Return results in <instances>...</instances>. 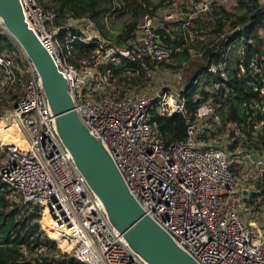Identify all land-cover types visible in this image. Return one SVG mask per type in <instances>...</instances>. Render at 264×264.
<instances>
[{"label":"built area","instance_id":"obj_1","mask_svg":"<svg viewBox=\"0 0 264 264\" xmlns=\"http://www.w3.org/2000/svg\"><path fill=\"white\" fill-rule=\"evenodd\" d=\"M19 1L28 25L67 80L75 111L112 156L146 214L199 264H264V213L261 226L247 218L250 211L244 201L257 194L250 195L252 186L239 187L234 176V168L243 165L245 181L256 184L264 178V144L259 152H238L230 140L219 143L222 133L253 129L257 135L264 128V119L256 121L251 116L264 111V55L261 60H241L243 51L238 48L235 53L237 45L232 37L205 35L203 24H195L196 18L207 14L210 4L218 0H190L187 12L160 10L165 20H185L180 27L172 25L185 41V46L176 47L163 44L160 20L150 14L143 17L127 45L120 47L102 38L92 20L70 19L55 27L56 16L45 10L47 0ZM0 31L15 41L1 17ZM221 38L227 43L219 44ZM210 39L214 43L208 46ZM94 40L97 48L91 54H77L76 44L89 46ZM214 45L219 61L199 73L189 89L195 101L204 98L203 92L209 96L191 112L180 84L182 68ZM184 47L191 57L179 68H172L177 85L166 83L152 92L141 86L121 87L117 92L105 88L112 86L113 71L122 63L146 69L144 60L149 59L156 65L147 70V79L161 69V63L173 64L174 55ZM235 55L238 58L233 60ZM128 71V76H136L141 70ZM241 77L246 80L248 94L257 98L241 105L250 118L247 124L231 121L225 125L229 101L235 94L228 82ZM15 95L19 100L2 119L5 126L16 125L14 132L23 144L0 136V151L5 154L0 161L1 181L30 212L39 215L41 229L62 253L76 261L150 264L111 224L104 204L76 167L59 137L41 79L20 46L0 55V101L9 102ZM153 112L165 118L183 115L186 138L166 144ZM204 138H213L217 144H204ZM255 200L258 202L252 205L264 202V195ZM46 221L63 233L62 243L48 233Z\"/></svg>","mask_w":264,"mask_h":264},{"label":"trees","instance_id":"obj_2","mask_svg":"<svg viewBox=\"0 0 264 264\" xmlns=\"http://www.w3.org/2000/svg\"><path fill=\"white\" fill-rule=\"evenodd\" d=\"M190 0H47L45 10L56 16L53 25L55 27L64 26L70 19L92 20L98 28L102 38L112 42L116 46L124 47L133 38L134 32L146 14L156 16L161 23L159 33L162 42L166 46L176 47L185 46L182 33L179 30H172V25L180 27L185 20L167 21L164 19L160 10L165 8L180 9L188 11ZM211 9L205 15L196 18L195 24L202 25L205 28V35H212L214 38L221 35L222 38H231L233 44L243 51L240 59L261 60L264 55V2L262 0H236V7L233 10H227L217 2L210 4ZM242 10L243 13H239ZM118 12L129 14L132 22L122 24L117 32L109 27L107 21L112 20ZM252 16L250 25L242 27ZM212 27V29H208ZM211 38V37H210ZM219 40L223 44L224 40ZM97 40L89 46L76 44V50L80 54H91L97 48ZM214 43L210 39L211 45ZM227 43V42H226ZM225 43V44H226ZM18 43L0 31V55L5 52L12 53L18 47ZM225 45H222L223 48ZM198 49V47L195 46ZM216 45L206 48L202 55L190 60L182 68L181 86L184 88V96L187 100V106L191 112L195 110L205 98L209 96L208 92H203V99L194 100V94L189 91L195 77L204 71L210 64L217 62L220 55L216 54ZM191 57L187 47L183 51L174 55L173 64H163V68H179L182 62L189 60ZM238 57L235 55L233 60ZM176 61L179 63L177 64ZM145 67L140 65L141 73L139 76H129L123 81L135 85H144L148 81L145 76L147 70H154L155 63L149 59L144 60ZM177 64V65H176ZM166 66V67H164ZM112 67V66H111ZM230 76H234L233 73ZM26 77V74H25ZM257 81L256 77L254 76ZM121 80V82H123ZM137 83V84H136ZM229 89H233L235 94L230 102V113L225 118V125L231 121L239 124H247L249 115L247 110L242 108L243 103H249L253 97L257 96L248 94L249 90L246 80L235 78L228 82ZM19 100V95H15L11 101H0V120L4 117L5 112L12 109L15 101ZM256 121L264 119V111L256 112L251 115ZM153 118L158 123L159 132L163 135L166 144L180 142L186 138V122L181 114L174 115L170 118L160 117L153 112ZM242 147L247 151H258L264 144V128L254 135L253 129L243 130ZM231 131V137L236 136ZM239 136H236L238 142ZM2 154L0 153V161ZM240 172V166L234 168V176ZM257 189H261L264 195V178L256 182ZM255 194H259L257 191ZM247 199V198H246ZM250 204L254 203L251 199ZM260 207V206H259ZM257 207V211H260ZM39 215L32 213L20 200L17 194H14L0 179V264H83L76 261L68 254L62 253L57 243L50 239L39 224ZM49 233V232H48ZM50 234V233H49ZM55 240L63 242L61 237L50 234Z\"/></svg>","mask_w":264,"mask_h":264},{"label":"water","instance_id":"obj_3","mask_svg":"<svg viewBox=\"0 0 264 264\" xmlns=\"http://www.w3.org/2000/svg\"><path fill=\"white\" fill-rule=\"evenodd\" d=\"M0 17L7 32L35 67L56 117L59 137L89 187L104 204L111 224L150 264H199L146 214L112 156L84 125L74 109L67 80L51 52L28 25L20 1L0 0ZM251 18L243 28L250 25ZM252 158L257 160L258 156L253 154Z\"/></svg>","mask_w":264,"mask_h":264},{"label":"rangeland","instance_id":"obj_4","mask_svg":"<svg viewBox=\"0 0 264 264\" xmlns=\"http://www.w3.org/2000/svg\"><path fill=\"white\" fill-rule=\"evenodd\" d=\"M262 1L264 2V0H262ZM218 3L220 5H222L223 7H225L227 10H233L236 7V0H218ZM169 9L172 10V7ZM239 13L241 14V13H243V11L239 10ZM167 21H170V20H167ZM107 22L110 23L109 27L111 29H113L114 32H117L122 24H129L130 22H132V19L130 18L129 14L124 13V12H118L117 14H115V16H113L112 20L108 19ZM261 33L264 34V32H261ZM77 54L80 55V53H78V52H77ZM176 63L179 64L177 61H176ZM163 64H168V63H161V65H163ZM164 67H166V66H164ZM136 68L142 70L140 67L133 66L130 63H122L117 70L113 71L114 76L112 78H110V83L112 84V86L105 85V88L107 89V91H111L114 89V92H117L118 89L121 87L137 86L135 84L133 85L131 83H127V82L123 81L124 78L129 77L127 75V71L129 70L128 72H130L132 74L133 73L132 69H136ZM104 71L105 70L102 69V72H104ZM140 73H141V71H140ZM140 73L136 74V77L139 76ZM151 74H152L151 77H149V78L147 77L148 81L146 82V84L138 85V86H141L143 89H146L148 92H152L154 89L161 87L166 83H171L172 85H177V83L174 81V72L172 75V68L157 69L156 71L152 72ZM121 80L123 82H121ZM15 102H17V101H15ZM8 112H9V110H8ZM0 122H3V119H1ZM236 136H239L238 142H236ZM236 136L231 137V136L227 135L226 133H222L220 140H219V143L224 144L228 140H230L231 144L233 146V149L235 151L238 150V152H239L242 150V149H240V145L244 139L242 138L243 137L242 133H239V135L236 133ZM210 140L214 141L213 138H210ZM214 142L217 144V141H214ZM1 153H2V159H3L5 157V154L2 151H1ZM244 173H245L244 166L241 165L240 166V172L236 176V178L238 179V181L240 183L239 187H242V186L250 187V186H252L250 188V191H251L250 195H254L257 191L259 192V194L251 196V198L248 197L244 201L245 207L247 209H249V211H250V213H248V212H245V213H248V216L252 221L257 222V219L258 220L262 219L264 211H262L261 209H260V211H256V210H254V208L259 207V205L264 206V202L252 205L248 201L250 199H253L255 202H258L255 199L257 198V196H261L263 194H261V189H257L255 183L252 184V183L245 181L243 179ZM40 226H41V224H40Z\"/></svg>","mask_w":264,"mask_h":264},{"label":"bare ground","instance_id":"obj_5","mask_svg":"<svg viewBox=\"0 0 264 264\" xmlns=\"http://www.w3.org/2000/svg\"><path fill=\"white\" fill-rule=\"evenodd\" d=\"M5 123H6V121L0 122V136L4 140H9L11 142H18L20 144H23L22 139L18 138V133L14 132L16 129V125L11 123V124L5 126ZM7 126L9 127V129L6 128ZM45 224H48L46 227H47V230L50 234L52 233L53 235H55L57 237H61L62 240L64 241V236H63L62 232L58 231L57 229H52V225H50V223L48 221H46Z\"/></svg>","mask_w":264,"mask_h":264},{"label":"crops","instance_id":"obj_6","mask_svg":"<svg viewBox=\"0 0 264 264\" xmlns=\"http://www.w3.org/2000/svg\"><path fill=\"white\" fill-rule=\"evenodd\" d=\"M234 134L236 135V133H234ZM238 135H239V134H238ZM229 136H231V133H230ZM202 141H203L204 144H206V143L210 142L211 140H210V138H204ZM240 149L244 150L243 147H242V143H241V145H240ZM259 151H260V150H259ZM259 151H258V152H259ZM251 152H254V150L251 151ZM0 153H1V151H0ZM1 154H2V153H1ZM253 154H256V153H253ZM253 154H252V155H253ZM256 155H257V154H256ZM257 156H258V155H257ZM1 160H2V159H1ZM248 197H250V196H247V198H248ZM250 198H251V197H250ZM250 200H251V199H250ZM259 209H261L262 211H264V210H263V209H264V206H260ZM254 210L257 211V207H255ZM247 218H249V216H248ZM250 220H251V219H250ZM251 221H252V220H251ZM254 222H255L256 224H258V225L261 226V225L263 224V216H262V219H259V220L257 219V222H256V221H254Z\"/></svg>","mask_w":264,"mask_h":264}]
</instances>
